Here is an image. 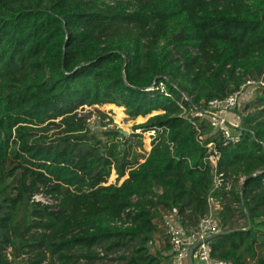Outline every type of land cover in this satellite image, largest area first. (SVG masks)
<instances>
[{
  "label": "trees",
  "instance_id": "16d2710c",
  "mask_svg": "<svg viewBox=\"0 0 264 264\" xmlns=\"http://www.w3.org/2000/svg\"><path fill=\"white\" fill-rule=\"evenodd\" d=\"M249 79L241 139L224 144L198 113ZM106 103L148 116L134 129L158 133L150 151L135 148L142 133L78 116ZM113 170L128 177L108 184ZM211 198L212 257L264 264V0H0V264L115 251L120 264H173L169 241L151 246L162 212L195 228ZM125 213L132 223L117 225Z\"/></svg>",
  "mask_w": 264,
  "mask_h": 264
},
{
  "label": "built area",
  "instance_id": "2783aa9c",
  "mask_svg": "<svg viewBox=\"0 0 264 264\" xmlns=\"http://www.w3.org/2000/svg\"><path fill=\"white\" fill-rule=\"evenodd\" d=\"M257 82L253 79H249L246 84H256ZM242 85L240 90L235 91L228 97L224 99H214L209 102V108L204 112L198 114L207 115L209 112L213 113L216 116H220L217 111H228L229 108L234 107L240 97V93L243 87ZM150 87L148 89H152ZM87 108V107H86ZM78 109V116H85V119L88 122V125L92 122L97 121L100 116L95 114H85L82 115L81 110ZM212 124L215 126V130L219 131L224 139V144L236 143L241 139V125L239 129L233 130L232 127L228 125L227 119L223 117H213L210 118ZM90 126V125H89ZM93 130V129H92ZM219 159V152L213 143L208 144V156L206 160L214 167H217V162ZM221 175H217L219 178ZM216 178V180H217ZM221 181L222 179L219 178ZM219 185V184H216ZM41 195V194H40ZM36 200H41L38 195L34 196ZM221 208L220 200L211 198L210 199V210L209 212L200 220L198 226L191 229H186L180 223V213L177 207L172 209H166L162 212V217L160 219L161 226L165 231L166 237L171 245V253L173 254L172 263L173 264H183V263H192V260L198 259L204 264H233L232 261H227L223 259H215L212 257V246L211 239L216 236L220 230L217 218L215 216V211ZM129 212V209L128 211ZM126 215V216H124ZM127 219V225H130L132 221L127 217V213L123 214L122 219Z\"/></svg>",
  "mask_w": 264,
  "mask_h": 264
},
{
  "label": "rangeland",
  "instance_id": "374dc122",
  "mask_svg": "<svg viewBox=\"0 0 264 264\" xmlns=\"http://www.w3.org/2000/svg\"><path fill=\"white\" fill-rule=\"evenodd\" d=\"M104 1L110 2V3L114 2V0H104ZM257 88H258L257 83L256 84H246L240 93L238 103L234 107H231V108H229L228 111H223V112L218 111L217 109H214V111H217L220 116H216L210 112L207 114V116L209 118H213V117L226 118L228 125L230 127H232L233 130L239 129L241 122H242L241 113H242L243 109H245L244 107H246L247 103L256 97V94H257L256 89ZM182 91H183V94H184L186 99H188V100L191 99L185 90H182ZM101 112L103 114H105L106 116L103 117ZM81 113H82V115H85L88 113L89 115L95 114L97 116H100V118L97 119V121L89 124L90 127L95 132H98L101 129L116 127L118 129H120L121 131H123L126 135L131 134L130 136H132V138L134 140H137L138 137L132 133H142V139H143V145H144L143 148H141L139 145H135L136 150L140 153H144V152L147 153L148 151H150L152 146H153L154 141L156 140V136L158 135V133L153 129L148 130V131H143L140 128L134 129L135 125L140 124V123H144L148 119V116H145V117L144 116H138L136 118H131L126 113L124 106H118V105L113 104V103H106L103 105H95V106H85V109H82ZM127 177H128V173L124 177H122L118 180V175H117L116 171L113 170L112 174L110 175V177L108 179V184L116 183V182L122 183L123 180ZM220 183H222V181L219 178H217L216 184H220ZM228 188H229V186H228ZM36 195H38V197H40L41 200H43L45 202H49V203H53V204L57 203V201L54 200L53 198L46 199L43 195H40V194H36ZM239 214H240V212H238V211L235 213L234 218L239 222V224L236 226L241 225L245 221L244 218L239 217ZM124 216H126V215H124ZM237 218H239V220ZM127 222H128L127 219L125 220L123 217V219L116 221V224L125 226L127 224ZM167 244H168V239L165 235V232L160 230L159 233L157 234L155 241L151 244V246H152L153 250H157L159 248L166 247ZM10 250L11 249H9V251ZM97 251H100L101 256H103V254H105V252L101 248H98ZM121 253H122L121 251H115V252H112L111 254H109V257L106 259L93 260L91 262H89L85 258H80L78 260L79 261L78 264H120L118 256L121 255ZM49 262H50V260H47L43 264H48ZM12 264H31V263H30V259L27 256H20L18 259L13 261ZM56 264H59V263H56ZM194 264H202V261L196 259V260H194Z\"/></svg>",
  "mask_w": 264,
  "mask_h": 264
},
{
  "label": "water",
  "instance_id": "95a60500",
  "mask_svg": "<svg viewBox=\"0 0 264 264\" xmlns=\"http://www.w3.org/2000/svg\"><path fill=\"white\" fill-rule=\"evenodd\" d=\"M189 101H191V103H192L193 105H195V107H196L197 109H199V110H201V111L204 110L203 107H201V106L195 104L191 99H189Z\"/></svg>",
  "mask_w": 264,
  "mask_h": 264
},
{
  "label": "crops",
  "instance_id": "0c3cea01",
  "mask_svg": "<svg viewBox=\"0 0 264 264\" xmlns=\"http://www.w3.org/2000/svg\"><path fill=\"white\" fill-rule=\"evenodd\" d=\"M183 264H186V263H183ZM188 264V263H187ZM190 264V263H189ZM191 264H194L193 260H192V263ZM202 264H204V262H202Z\"/></svg>",
  "mask_w": 264,
  "mask_h": 264
}]
</instances>
